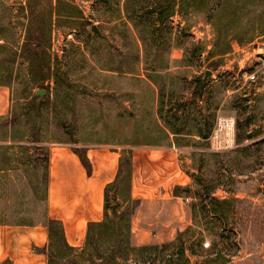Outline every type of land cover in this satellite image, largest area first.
I'll return each mask as SVG.
<instances>
[{"label":"rangeland","instance_id":"rangeland-1","mask_svg":"<svg viewBox=\"0 0 264 264\" xmlns=\"http://www.w3.org/2000/svg\"><path fill=\"white\" fill-rule=\"evenodd\" d=\"M229 1L232 13L225 20L221 13L227 2L219 7V0H210L207 10L171 18L169 71L152 75L147 68L158 64L145 61L144 43L129 17L130 0H42L47 14L62 7L83 18L76 28L61 19L47 32L53 64L72 86L51 79L40 88L20 55L28 0H0V81L13 71L8 116L17 118L8 132L6 120L0 119V167L7 168L4 156L9 152L8 169L13 171L12 195L0 200V213L11 200L24 214L10 215V220H46L42 199L50 143H108L124 151L156 147L149 143L162 137L159 110L165 83V100L188 117L187 131L195 119L207 116L208 108H216L206 146H197L202 140L196 134L185 138L191 146L176 145L180 169L189 178L180 193L189 200L193 223L163 255L135 252L122 261L164 264L183 247L191 264L216 258L218 264H264V0ZM153 3L148 0L145 6ZM225 23L228 37L220 34ZM250 30L254 38L247 41ZM216 44L221 49L231 44V49L225 56L209 57ZM15 52L19 57L8 71L3 65L12 63ZM254 74L256 81L250 77ZM199 78L207 84L203 96L195 94ZM209 197L230 202L228 218L215 214ZM120 201L123 210L127 205L122 197ZM81 251L75 259H82Z\"/></svg>","mask_w":264,"mask_h":264},{"label":"trees","instance_id":"trees-1","mask_svg":"<svg viewBox=\"0 0 264 264\" xmlns=\"http://www.w3.org/2000/svg\"><path fill=\"white\" fill-rule=\"evenodd\" d=\"M132 5L131 10H128L129 17L134 23L140 37L144 43L147 63H154L148 67L147 70H151V74H160L169 71V63L166 59L170 51V39L172 35V28L169 26V21L176 15L186 16L190 11L207 10L210 4V0H152L154 3L152 6H145L148 0H130ZM136 2V3H135ZM227 2V4H225ZM224 5L221 13V19L226 15H231L233 3L229 0H219V7ZM71 6V4H70ZM73 9V7L71 6ZM28 15H27V35L26 41L22 47L20 55L29 63L30 74L32 81L40 88L44 87L46 82L51 79H55L57 84H65L72 86L69 79H61L59 71L53 64L52 57L49 52L48 45V34L47 32L52 31V27L60 22L61 19H65L69 26L74 28L80 26L82 20V13H73L67 11L65 8L59 7L54 14L53 11L47 14L46 8L42 0H28ZM78 20L76 23L73 19ZM64 24V23H63ZM224 29V30H223ZM220 34L224 37H228L230 34L229 25L225 23V26ZM254 38L253 33L248 31L247 41H251ZM231 44L221 49L220 44H216L213 51H210L209 57L225 56L229 53ZM10 57V64H6V70L12 68L19 57V53H12ZM154 59H150V58ZM150 59V61H149ZM9 62V61H8ZM220 65L217 61L212 64L216 69ZM147 66H149L147 64ZM152 75H150L152 77ZM157 75V76H158ZM156 77V76H155ZM13 81V71L8 77H5L4 81H0V85L10 87ZM165 83L162 87V101L159 114L164 121L163 129L159 128V132L162 135L161 138L155 140L150 145H164L163 140L168 141L171 135L174 136V144L179 147L191 146V141L187 136L198 135L202 141L197 146H206L207 142L212 134L214 122L216 119L215 110L208 108L207 116L201 121L198 118L196 124L192 129L187 131L189 127L188 117L185 118L179 114L178 109H174L172 105L165 100ZM206 82L203 78L198 79V85L195 90V94L200 96L204 95L206 88ZM37 107L41 106V103L37 101L33 102ZM185 104L182 106L185 108ZM6 120L5 129L7 132L13 128V125L17 118L10 116L0 117ZM12 118V119H11ZM195 128V129H194ZM240 141V140H239ZM168 143V142H167ZM84 162V165L88 171L92 172V166L86 156V152L82 148H75ZM133 151H126L122 156L120 170L117 179L114 183L108 185L105 194V216L101 222L91 223L88 229V235L85 247L82 249V259L77 260L74 258L76 250L72 248L65 237L64 229L59 221L48 219L47 224L49 227L50 234V246L47 252L50 264H126L122 259H126L131 253L140 252L142 254H155L156 256L163 255L164 252L171 249V243L164 245H146L140 248L134 247L132 244V228L131 220L132 216L139 206V201H133L131 199V186H132V173H133ZM5 164L7 168L0 167L1 171L4 172L3 176L0 177V200H6L11 197V189L9 188L10 179L12 175L9 172L11 167V155L7 152L4 156ZM45 182H47V175L45 176ZM180 193V188L176 189V194ZM122 197L123 202L127 205L122 210L123 204H121L120 198ZM212 203L214 212L220 218H228V206L230 202L220 200L215 197H209L207 199ZM43 202L46 201V191ZM21 211L12 205L11 200L8 202L3 212L0 213V224H20L30 225L33 224L32 220L27 218H21L18 220H10V215H21ZM24 214V213H22ZM46 215V214H45ZM176 246V245H173ZM220 254V253H218ZM221 256V255H220ZM220 259H214L208 264H218ZM228 261L224 262L226 264ZM4 264H11L10 261L4 262ZM164 264H191V261L186 257L185 249L178 247L177 254L171 255Z\"/></svg>","mask_w":264,"mask_h":264},{"label":"crops","instance_id":"crops-1","mask_svg":"<svg viewBox=\"0 0 264 264\" xmlns=\"http://www.w3.org/2000/svg\"><path fill=\"white\" fill-rule=\"evenodd\" d=\"M10 110L11 89L0 85V117L10 114ZM167 142L169 146L130 149L133 151L130 196L139 201L131 220L134 247L173 242L193 223L189 200L182 192L176 194L177 188L182 191L188 187L189 178L180 169L174 136ZM77 147L85 150L91 173L76 153ZM124 150L125 147L108 143L48 144L43 202L46 220L39 219L30 225L0 224V262L50 264L48 219L62 224L66 240L76 253L82 250L89 225L104 220L106 188L117 179Z\"/></svg>","mask_w":264,"mask_h":264},{"label":"built area","instance_id":"built-area-1","mask_svg":"<svg viewBox=\"0 0 264 264\" xmlns=\"http://www.w3.org/2000/svg\"><path fill=\"white\" fill-rule=\"evenodd\" d=\"M250 77H251V79L253 81H256L257 76L255 74L254 75H251ZM204 246H205L206 249H209L211 247V243L210 242H207V243L204 244Z\"/></svg>","mask_w":264,"mask_h":264},{"label":"water","instance_id":"water-1","mask_svg":"<svg viewBox=\"0 0 264 264\" xmlns=\"http://www.w3.org/2000/svg\"><path fill=\"white\" fill-rule=\"evenodd\" d=\"M94 30L96 31V28H94ZM43 94H44V91H43ZM69 133L72 134L73 131L72 130H69Z\"/></svg>","mask_w":264,"mask_h":264}]
</instances>
